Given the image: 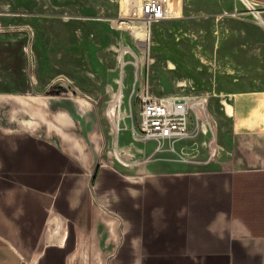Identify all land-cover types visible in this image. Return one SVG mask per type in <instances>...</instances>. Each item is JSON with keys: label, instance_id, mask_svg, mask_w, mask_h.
<instances>
[{"label": "crops", "instance_id": "obj_1", "mask_svg": "<svg viewBox=\"0 0 264 264\" xmlns=\"http://www.w3.org/2000/svg\"><path fill=\"white\" fill-rule=\"evenodd\" d=\"M233 1L215 14L210 168L136 180L118 155L94 172L96 145L80 159L58 136L59 114L79 133L90 108L38 92L36 76L29 89L25 66L0 69V264H264V30L237 18L222 31Z\"/></svg>", "mask_w": 264, "mask_h": 264}, {"label": "rangeland", "instance_id": "obj_2", "mask_svg": "<svg viewBox=\"0 0 264 264\" xmlns=\"http://www.w3.org/2000/svg\"><path fill=\"white\" fill-rule=\"evenodd\" d=\"M252 1L261 8L258 0ZM228 3L183 0L176 18L146 28L137 2L131 9V1L123 0H0V69L13 66L17 74L25 66L29 89L35 88L30 77L36 76L38 92L55 98L71 95L81 107L90 108L87 114L76 113L79 133L75 126L64 130L84 142L82 153L58 136L80 159L95 144L99 152L94 172L98 162H117L118 155L125 176L136 180L150 172L210 168L211 124L223 112L212 94L218 71L213 58L219 23L215 14L227 9ZM169 4L172 8L171 0ZM230 6L229 12L247 10L242 0ZM237 18L254 22L250 15L222 18L221 30L229 19ZM125 20L140 22L141 36L118 29L116 21ZM224 36L220 34L221 41ZM226 63L220 72L235 73ZM170 94L202 95V118L192 121L186 138L145 137L140 126L143 101ZM81 98L89 104L80 103ZM185 151L195 155L190 160L199 161H187Z\"/></svg>", "mask_w": 264, "mask_h": 264}, {"label": "built area", "instance_id": "obj_3", "mask_svg": "<svg viewBox=\"0 0 264 264\" xmlns=\"http://www.w3.org/2000/svg\"><path fill=\"white\" fill-rule=\"evenodd\" d=\"M255 7L258 8L257 3ZM260 10L263 13L258 18L253 15L248 6L245 12H238L237 10L233 15H250L254 22L264 30V6H261ZM142 12L146 28L165 20L174 19L177 16L171 11L169 0H143ZM201 97L202 95L170 94L144 100L140 112V126L143 135L147 138L168 140L190 136L192 121H199L203 116ZM224 101L228 102L227 97L220 100L222 107L227 111Z\"/></svg>", "mask_w": 264, "mask_h": 264}, {"label": "bare ground", "instance_id": "obj_4", "mask_svg": "<svg viewBox=\"0 0 264 264\" xmlns=\"http://www.w3.org/2000/svg\"><path fill=\"white\" fill-rule=\"evenodd\" d=\"M123 1H131V9H136V2L139 5V10H140V15L143 16V12H142V0H123ZM244 2V4H246L248 6V9L252 10L253 15L258 18V16L263 13L260 8H256V3L251 1V0H242ZM172 3V8L171 11L173 12V14H177L178 11L182 8L183 6V0H171ZM125 4V2H124ZM179 14V13H178ZM117 25H118V29H123V28H127L131 31H134L137 33H140L142 31H144V27L142 26V24L138 21H134V20H125V21H116ZM146 29V28H145ZM144 33V32H143ZM146 33V32H145ZM142 33H140L141 36ZM138 35V34H137ZM143 37V36H142ZM146 37V36H145ZM145 39V38H144ZM80 103H84V104H89V101H87V99L85 98H81L80 99ZM224 104L227 106V111L229 113V115L231 114V106L227 101H224ZM58 120L61 122L60 126H59V132L60 135L63 136V139L69 144L71 145V148H73L78 154L84 151V147L85 144L84 142L82 143L80 141V139H76L75 136L74 138L71 137L73 136V133H71L72 135H69L67 132H64L65 127L66 126V122L68 119L66 118V116L64 114H59ZM71 122V121H70ZM69 124V123H68ZM70 125V124H69ZM51 127V125H50ZM53 127V126H52ZM93 138V137H92ZM98 150V148H97ZM87 156V155H86ZM87 158V157H85ZM83 244V243H82Z\"/></svg>", "mask_w": 264, "mask_h": 264}]
</instances>
